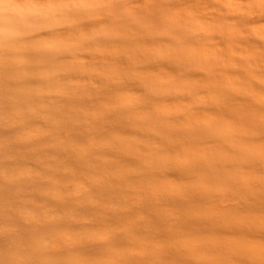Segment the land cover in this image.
I'll return each mask as SVG.
<instances>
[{"label":"clouds","instance_id":"obj_1","mask_svg":"<svg viewBox=\"0 0 264 264\" xmlns=\"http://www.w3.org/2000/svg\"><path fill=\"white\" fill-rule=\"evenodd\" d=\"M0 264H264V0H0Z\"/></svg>","mask_w":264,"mask_h":264},{"label":"bare ground","instance_id":"obj_2","mask_svg":"<svg viewBox=\"0 0 264 264\" xmlns=\"http://www.w3.org/2000/svg\"><path fill=\"white\" fill-rule=\"evenodd\" d=\"M238 207L240 208V210H247V206L243 205L242 203L240 205H238Z\"/></svg>","mask_w":264,"mask_h":264}]
</instances>
